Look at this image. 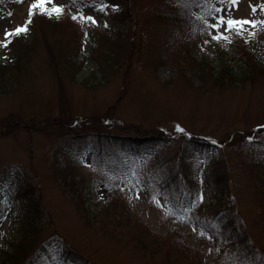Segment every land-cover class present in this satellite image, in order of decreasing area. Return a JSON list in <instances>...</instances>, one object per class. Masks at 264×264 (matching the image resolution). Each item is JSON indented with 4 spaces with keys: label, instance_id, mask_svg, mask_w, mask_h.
Masks as SVG:
<instances>
[{
    "label": "rangeland",
    "instance_id": "374dc122",
    "mask_svg": "<svg viewBox=\"0 0 264 264\" xmlns=\"http://www.w3.org/2000/svg\"><path fill=\"white\" fill-rule=\"evenodd\" d=\"M63 2L48 0L47 7ZM168 2L86 0L60 23L35 17L29 35L10 30L27 23L34 0H0V60L7 62L28 44L17 65L3 68L8 82L0 87V119L23 118L43 127L20 126L0 136V264H198L199 256L173 250V240L185 242L188 234L205 251L204 264H251L241 257L240 245L226 239L220 240L222 257H215L213 233L203 230L210 213L230 204L264 254V220L236 164L241 157L253 159V139L264 137V71L255 80L216 78L224 67L250 71L232 42L236 33H230L231 42L213 40L210 32L187 37L159 18V11L177 13ZM213 2L220 7L219 0ZM262 3L237 0L231 15L264 21ZM227 10L226 3L217 14ZM244 28L243 36L256 32L254 52L264 69V24ZM57 122L69 125L49 124ZM142 134L165 137L137 154L124 147L127 138ZM193 139L199 145L185 150L188 158L182 160L183 142ZM211 155L231 168L232 188L219 204L207 187L208 175H217ZM165 161L197 181L191 203L175 190L161 193L158 179H150L151 169ZM115 194L126 198L120 202L116 196L117 206ZM37 199L49 217L42 216L46 222L35 233V248L16 263L1 248L10 252V241L20 239L22 220ZM68 246L84 258L65 256ZM37 247L45 250L38 259L32 256Z\"/></svg>",
    "mask_w": 264,
    "mask_h": 264
},
{
    "label": "trees",
    "instance_id": "16d2710c",
    "mask_svg": "<svg viewBox=\"0 0 264 264\" xmlns=\"http://www.w3.org/2000/svg\"><path fill=\"white\" fill-rule=\"evenodd\" d=\"M63 8L64 11L57 15L55 12L49 15L47 11H42L41 8H35L32 10V14L26 18V25L27 31L29 35L33 33V27L35 26V17H46L50 23H60L61 20L67 19L68 15L70 14V8L75 6H81L85 4L86 0H63ZM84 1V2H83ZM172 6L177 8V13L173 14L170 10L167 13H163L159 11V18L165 23H170L173 27H176L179 32L185 34L187 37H192L197 34H205L209 31L206 30V25L204 24L203 20L200 18L201 16L207 15L208 13L212 12L213 9H208L207 5L204 3V0H169ZM134 2V0H133ZM213 2V1H212ZM50 10V9H49ZM205 20V19H204ZM30 21V22H29ZM254 37L253 36H238L233 34V44L236 45L237 50L241 51L245 57H247L248 65L250 67L249 72H244L243 74H237L235 69L230 67H224L220 71L215 72L216 78H226L232 79L233 77L241 76L240 79H247L250 77L252 80H255L260 74L264 71V69L259 66L258 62L256 61V56L254 52ZM16 42V40H15ZM13 43V42H12ZM28 45V44H27ZM26 45V46H27ZM82 45V43H81ZM23 46V45H22ZM24 47L23 49L19 48V51H13L12 58L4 62V60H0V87H6L8 79L3 76V68L12 67L17 65L19 61H21L22 56L24 57L27 54L28 46ZM114 55V54H113ZM255 59V60H254ZM112 57L103 60L102 62V69L108 64L111 63ZM9 62V63H8ZM249 74V75H248ZM12 118H1L0 119V136L3 137L8 135L12 132V130H17V128L24 127L25 129L30 130H42L43 127L41 125H31L30 123H26L23 118L18 122H14L11 120ZM24 122V123H23ZM53 124L57 127L66 128L69 123L68 122H57V123H49ZM46 124L45 125H49ZM37 126V127H35ZM72 137H75L74 134H68ZM165 136L161 135H149V134H142L137 135L135 137L127 138L125 143V148L127 150H132L134 154L139 153L144 146L157 143L159 139ZM180 140V139H179ZM253 149L257 150L256 156L252 159L245 157H241L238 161L237 169L239 170L240 175L245 176L246 183L251 186L252 192L254 194L255 200L257 201V205L259 208V216L262 220H264V137H258L253 139ZM181 141V140H180ZM192 142H198L193 144ZM185 145L183 146V153H181L180 157L182 160H186L188 156L186 155L185 150H193L191 149V145H199V140L193 139L191 142H183ZM181 146V145H180ZM218 146L223 150V144H218ZM182 148V146H181ZM236 150V149H235ZM185 154V155H184ZM209 160H211L212 165L217 170V175L211 177L208 175L207 179V187H209L212 202L220 203L221 198L223 197L222 194L226 193L227 191L230 192L232 188V175L230 174V165L226 164V159L217 158L215 156H210ZM231 164L233 161L227 159ZM168 163L162 162L160 164L155 165L151 171L149 172L150 179H158V187L162 192H170V190H175L180 195V199L186 202H190L195 200V197L198 196V183L194 179L193 176L187 175L184 173V169L182 167H178L176 169L168 167ZM229 169V170H228ZM189 174V173H188ZM146 191L151 194L150 189L147 187ZM118 194H115L112 197V201L114 205H118V199H116ZM120 197V196H119ZM121 198V197H120ZM120 202L125 200L126 198H121ZM38 200V199H37ZM152 200V199H151ZM121 204V203H119ZM116 205V206H117ZM122 205V204H121ZM41 204L40 200L34 201L32 210L28 211L25 214V218L22 220V224L24 225L23 233L19 240L9 243L7 249L1 248V252H7L9 256H13L16 263H18L19 258L24 254L26 255L35 247H33V242L35 241V233L39 232L41 229L44 228V223L46 221L43 220L44 215L49 217V213L46 212ZM115 206L116 210L118 211L117 207ZM124 210V208H121ZM21 210L19 211V213ZM207 223L203 227V230L207 232H212L213 236L210 237L212 244L215 248L214 256L221 258L222 252V243L220 242L221 239H226L228 242L235 241L240 245V255L244 260H248L251 264H264V254L257 248V244L254 241L251 233L246 226L243 218L233 209V205H228L223 209H218L215 213H210L208 216ZM118 225L122 224L121 219H114ZM204 221V220H203ZM202 223V222H201ZM202 233V232H201ZM200 235L206 236L207 234L203 233ZM179 240L183 239L182 235L179 236ZM184 241H174L173 240V250L178 251L180 250L182 253L186 254L187 257H200L196 258L198 264H204L205 258V251L202 249H196L189 241V234L187 238L185 237ZM40 248L43 249L46 246L44 244H39ZM39 247L36 248L33 255H38L42 250H37ZM37 251V252H36ZM66 255L72 261L79 262L84 257L79 251H75L73 247H69L66 249ZM31 260V258H30ZM32 261H30L31 263ZM29 263V264H30Z\"/></svg>",
    "mask_w": 264,
    "mask_h": 264
},
{
    "label": "snow or ice",
    "instance_id": "6c2138e0",
    "mask_svg": "<svg viewBox=\"0 0 264 264\" xmlns=\"http://www.w3.org/2000/svg\"><path fill=\"white\" fill-rule=\"evenodd\" d=\"M204 3L207 5V8L215 9L214 12H210V15L213 17V20H204L203 16L200 18L203 20L204 24L206 25V30L212 34L213 40H225L231 42V32H235L237 35L243 36L245 34L246 29L244 25H252L256 26L258 24H264V21H257V20H250L247 18H237L231 15V7L237 4V0H219L220 7H216V4L212 2V0H204ZM227 3L228 10L224 11L223 14L221 13L222 10L225 8V4ZM48 0H34V3L31 5L30 8V15L32 14V10H34L37 6L41 8L42 11H47L49 15L55 12L57 15L61 14L64 11L63 5H56L51 10L47 7ZM261 8H264V3L260 5ZM256 6L253 5V11H255ZM82 15V14H79ZM75 18V17H74ZM86 19L93 20V17H85ZM30 22V21H29ZM212 29H215V32L212 33ZM14 32H21L27 31V25H20L17 26L15 29L10 30ZM10 32H6L5 34L8 35ZM250 36L256 35L255 30L249 32ZM207 43V41H205ZM179 127V126H177ZM180 131H184L183 128L179 129ZM139 195V193H137ZM200 199H203V196H200ZM203 234V233H201Z\"/></svg>",
    "mask_w": 264,
    "mask_h": 264
}]
</instances>
